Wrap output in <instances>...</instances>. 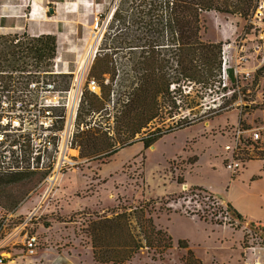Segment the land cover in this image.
Returning a JSON list of instances; mask_svg holds the SVG:
<instances>
[{
	"label": "rangeland",
	"instance_id": "374dc122",
	"mask_svg": "<svg viewBox=\"0 0 264 264\" xmlns=\"http://www.w3.org/2000/svg\"><path fill=\"white\" fill-rule=\"evenodd\" d=\"M137 3L138 0H0V14L13 16L17 26L35 27L37 30L33 34L42 30L53 34L58 46H62V59L68 62L69 70L75 72L81 66L84 74L85 71L88 73L95 56L99 58L107 53L117 66L126 60L122 43L125 26L142 38L140 44L145 39L155 38L157 34L153 30L143 31L136 27ZM217 4L219 9L200 14L199 35L203 41L223 42L225 38L234 37L244 23L243 18L249 14L248 10L240 15L221 0ZM50 7L52 13L48 11ZM116 7H119L123 20H127L125 25L123 20L113 21L112 13ZM38 15L40 19H37ZM98 29H101L100 34L93 32ZM23 31L22 28H0V36L18 34L23 37L26 35ZM164 35V42L168 44L169 35ZM4 43L1 38L0 47ZM82 58L84 62L88 59L86 69L83 68L85 63H80ZM73 76L60 74L59 87H68ZM125 84L122 82L123 88ZM176 89L170 94L179 106L174 115L170 116L168 105L160 108L158 116L130 139L134 143L123 148L119 140L127 130L115 127L112 103L93 118L84 112L83 117L91 120V125H100L101 131H107L108 143L119 150L104 163L99 157L104 151L95 153L98 158L90 159L80 157L81 148L75 146V162L64 170L57 188L41 209L43 213L37 220L33 219L28 228L30 233L38 236V248H48L52 254L66 250L77 252L82 263L93 264L86 260V244L89 242L82 232L85 219L95 213L106 214L118 204L134 206L145 201L153 206V217L160 216L156 223H166L164 225L168 227L174 244L161 255L141 249L129 264H182L188 248L202 264H242L241 246L249 224L244 222L245 219H237L226 204L219 201V197H226L229 179L241 171L233 174L224 165L230 158L224 145L231 144L238 111L229 106L227 110L212 112L199 105L188 110L187 105L192 100L215 104L219 92L188 82H182ZM155 131L163 135L144 148L139 140ZM246 174L241 179L245 182ZM177 178L184 180L189 187L182 188L184 183L177 182ZM41 180L42 177L35 175L0 184V208L10 210L24 206L21 210H31L42 194V188H38ZM194 184L208 188L213 194L209 197L190 187ZM238 186H241L240 182ZM169 213L171 215L166 218ZM180 237L189 239L187 248L178 247L176 242ZM19 252L15 250L16 254Z\"/></svg>",
	"mask_w": 264,
	"mask_h": 264
},
{
	"label": "trees",
	"instance_id": "16d2710c",
	"mask_svg": "<svg viewBox=\"0 0 264 264\" xmlns=\"http://www.w3.org/2000/svg\"><path fill=\"white\" fill-rule=\"evenodd\" d=\"M217 1L138 0L137 20L134 22L136 27L143 31L153 30L157 35L140 44L142 38L132 34V30L125 26L122 43L126 49V60L117 66L107 53L99 58L95 56L88 70V78L96 81L100 93L90 92L86 84L82 90L76 123L83 122L87 128L74 135V144L81 148L80 157L94 159L98 158L95 153L104 151L99 157L105 163L119 150V147L114 148L112 143H108L107 131H101L100 125H91V120H86L89 116L93 118L109 103L115 109V127H125L127 130L119 140L123 148L134 143L130 139L158 116L160 108L168 105L170 116L174 115L179 106L170 94L176 86L188 82L199 84L205 89L214 83L220 65L221 42L203 41L199 31L201 12L219 9ZM221 1L241 13H246L251 6V0ZM112 19L123 20L119 7L114 9ZM125 23L127 20L124 19L122 24ZM165 33L169 35L166 40L169 46L164 42ZM1 38L5 43L0 47V68L25 69L29 65L49 67L48 59L53 55L56 43L53 34H40L36 37L13 34ZM15 39H18L17 43H14ZM87 64L88 61L83 68L86 69ZM122 82L126 83L124 88ZM170 86L173 88L170 89ZM199 104L200 101L192 100L187 107L193 110ZM84 112L88 114L87 117H83ZM162 135L155 131L139 141L147 148ZM261 155L264 159V152ZM26 176L33 175L0 176V184ZM177 182L183 183V180L177 178ZM192 188L211 196V192L205 188ZM149 204L145 201L134 206L118 204L106 214L95 213L93 217L89 215L85 219L82 232L88 238L94 264H129L141 249L161 255L172 246L166 229L154 221L153 206ZM226 206L237 219H245L229 203ZM22 207L19 209L21 217L27 212L21 210ZM260 229L264 232V228ZM177 245L181 248L188 246L184 239L178 240ZM182 260V264H202L189 248Z\"/></svg>",
	"mask_w": 264,
	"mask_h": 264
},
{
	"label": "built area",
	"instance_id": "2783aa9c",
	"mask_svg": "<svg viewBox=\"0 0 264 264\" xmlns=\"http://www.w3.org/2000/svg\"><path fill=\"white\" fill-rule=\"evenodd\" d=\"M252 1L239 32L221 42L216 79L205 88L219 92L215 104H199L212 112L227 110L229 106L238 111L231 144L224 145L230 152L224 165L233 174L242 170L245 162L261 158L264 152V0ZM48 60V68H0V176L42 177L38 186L42 188L40 199L22 217L20 207L0 208V264L12 253V246L3 244L12 233L22 237V258L35 254L39 238L28 228L43 213L45 202L57 188L64 170L75 162L77 154L69 153L76 148L75 133L87 128L83 122L76 123L83 86L86 84L90 92H100L86 71L77 82L76 72L69 70L68 62L62 59V46L55 43ZM60 74H74L68 87H59ZM248 224L241 246L242 264H264V232Z\"/></svg>",
	"mask_w": 264,
	"mask_h": 264
},
{
	"label": "crops",
	"instance_id": "0c3cea01",
	"mask_svg": "<svg viewBox=\"0 0 264 264\" xmlns=\"http://www.w3.org/2000/svg\"><path fill=\"white\" fill-rule=\"evenodd\" d=\"M39 15V18L37 19H40ZM0 28H22L24 30L23 33H25L26 35H31L37 30L35 27L30 28L27 25L17 26L15 24L13 16H7L6 14H0ZM13 32L20 33L16 30H14ZM48 33L50 32L42 30V32L37 34L40 35ZM244 173H247L245 177L247 180L246 182L244 180H241L242 177H244ZM229 180L230 183L225 189L226 197H219V201L221 202V204L229 203L234 210H236L245 218V223L252 222L254 225L260 228H264V159L257 158L249 160L247 164L244 165L242 170L233 178L231 177ZM238 182H240L242 187L238 186ZM183 183L184 185L182 186V188L189 187L184 180ZM244 183L246 185H244ZM195 186L205 188L197 184L191 185L190 187ZM205 189L210 191L208 188ZM169 215L171 214L169 213L166 218H168ZM159 217L160 216L154 217V221L156 222ZM164 224L166 223L163 222L158 225L166 229L167 233L171 237L172 244H174V240L167 230L168 227ZM180 239H184L190 244L188 238L180 237L179 239H177V241ZM21 242L22 237H18L14 233L7 236V238L3 241V244H8L9 247L12 246V253L8 254L9 258H6V261L3 264H84L81 261L80 254L77 252L76 254H74L66 250L63 252L57 251L56 254H52L48 252V248L42 250L40 248H37L34 255L22 258V254L15 253V250H19V248L21 247ZM86 260L88 261V263L94 264L92 260V251L89 244H86Z\"/></svg>",
	"mask_w": 264,
	"mask_h": 264
},
{
	"label": "bare ground",
	"instance_id": "6f19581e",
	"mask_svg": "<svg viewBox=\"0 0 264 264\" xmlns=\"http://www.w3.org/2000/svg\"><path fill=\"white\" fill-rule=\"evenodd\" d=\"M93 32H97L98 34H100V33H101V29H98V31H93ZM86 61H88V59H86L85 62H86ZM81 62H82V63L84 62V58L80 59V63H81ZM85 62H84V63H85ZM82 63H81V65H82ZM79 65H80V64H79ZM79 68H80V69H79ZM75 72H76V76H77V79H76V80H77V82H79V81L81 80L82 75H83V74H82L83 71H82V69H81V66L78 67V68H76V71H75ZM73 94H75V90H74ZM72 104H73V101H72ZM70 112H71V107H70ZM70 112H69V113H70ZM69 152H73L74 154L76 153V151L73 150V149H70ZM17 230H18V229H17ZM17 230H16V231H17ZM13 239H14V238H13ZM5 242H6V241H5Z\"/></svg>",
	"mask_w": 264,
	"mask_h": 264
},
{
	"label": "water",
	"instance_id": "95a60500",
	"mask_svg": "<svg viewBox=\"0 0 264 264\" xmlns=\"http://www.w3.org/2000/svg\"><path fill=\"white\" fill-rule=\"evenodd\" d=\"M48 11H49L50 13H52V12H53V9L50 7V8L48 9Z\"/></svg>",
	"mask_w": 264,
	"mask_h": 264
}]
</instances>
